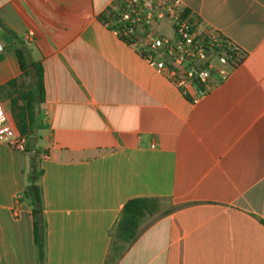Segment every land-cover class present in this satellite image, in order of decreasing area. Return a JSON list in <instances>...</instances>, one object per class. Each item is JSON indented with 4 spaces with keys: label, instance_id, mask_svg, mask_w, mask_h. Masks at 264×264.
Here are the masks:
<instances>
[{
    "label": "crops",
    "instance_id": "obj_1",
    "mask_svg": "<svg viewBox=\"0 0 264 264\" xmlns=\"http://www.w3.org/2000/svg\"><path fill=\"white\" fill-rule=\"evenodd\" d=\"M178 1L244 53L198 101L141 56L143 29L129 44L99 19L113 0H0V85L21 75L20 47L43 68V264H104L137 197L160 215L116 264H264V0ZM30 163L0 140V264H39Z\"/></svg>",
    "mask_w": 264,
    "mask_h": 264
},
{
    "label": "built area",
    "instance_id": "obj_2",
    "mask_svg": "<svg viewBox=\"0 0 264 264\" xmlns=\"http://www.w3.org/2000/svg\"><path fill=\"white\" fill-rule=\"evenodd\" d=\"M110 6L117 19L105 24L132 39L137 28L143 29L148 42L138 52L191 101L211 90L215 74L225 80L228 68L243 61L241 48L219 32L200 27L189 13L184 14L178 0H113ZM162 23L169 26L170 35L154 33ZM0 140L17 152H25L28 144L2 102Z\"/></svg>",
    "mask_w": 264,
    "mask_h": 264
},
{
    "label": "trees",
    "instance_id": "obj_3",
    "mask_svg": "<svg viewBox=\"0 0 264 264\" xmlns=\"http://www.w3.org/2000/svg\"><path fill=\"white\" fill-rule=\"evenodd\" d=\"M188 13L189 11L185 9L184 14L186 15ZM99 19L106 23L110 20H116L117 16L114 14L112 7L108 6L99 15ZM108 27L113 29L115 26ZM121 38L129 44L134 43V38ZM16 54L19 59L21 75L0 85V101L9 100L11 113L16 126L19 132L28 139L25 151L28 154L30 150V138L37 136V128L40 122V105L45 99L43 68L38 62L32 61L29 64L26 63L21 47L17 49ZM39 159L40 151L38 150L36 157L37 179L32 181L30 178V170L27 172L28 183L24 194L30 200L33 217V242L37 249L38 263L43 264L45 260L46 222L43 215L40 192V200L36 202L31 189V184L33 182L37 183L43 173L39 165ZM159 213L160 199L157 197H137L128 200L123 205L110 231L111 242L104 264H116L124 252L139 236L144 219L150 218L151 221L155 220L160 215Z\"/></svg>",
    "mask_w": 264,
    "mask_h": 264
},
{
    "label": "water",
    "instance_id": "obj_4",
    "mask_svg": "<svg viewBox=\"0 0 264 264\" xmlns=\"http://www.w3.org/2000/svg\"><path fill=\"white\" fill-rule=\"evenodd\" d=\"M22 52H23V55H24L25 62L28 63V64L31 63L30 52H29V50H28V48L26 46L22 47ZM36 142H37V137L36 136H33V137L30 138V150L28 152V155H29L30 160H31V163L29 165V170H30V173H31L30 178H31L32 181H35L37 179V175H36V169H37L36 157H37L38 150L35 147ZM31 189H32V193H33L35 201L39 202L40 196H39V189H38L37 183L33 182L31 184Z\"/></svg>",
    "mask_w": 264,
    "mask_h": 264
},
{
    "label": "rangeland",
    "instance_id": "obj_5",
    "mask_svg": "<svg viewBox=\"0 0 264 264\" xmlns=\"http://www.w3.org/2000/svg\"><path fill=\"white\" fill-rule=\"evenodd\" d=\"M160 25V24H159ZM166 25V24H165ZM161 26V25H160ZM166 26H168V25H166ZM168 28H169V26H168ZM167 27L165 28V30L169 33V29H168ZM154 33L156 34V35H162L161 33V30L158 28V26H156V27H154ZM10 117L13 119V121H14V118H13V116H12V113L10 112ZM15 122V121H14ZM149 220V219H148Z\"/></svg>",
    "mask_w": 264,
    "mask_h": 264
}]
</instances>
